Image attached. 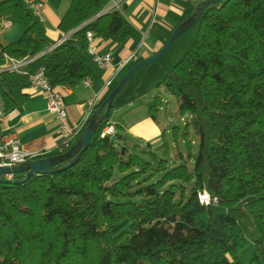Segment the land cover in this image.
<instances>
[{
	"label": "trees",
	"instance_id": "1",
	"mask_svg": "<svg viewBox=\"0 0 264 264\" xmlns=\"http://www.w3.org/2000/svg\"><path fill=\"white\" fill-rule=\"evenodd\" d=\"M110 1L69 0L57 23L69 34L49 49L54 41L27 4L0 0V18L24 26L0 43V66L33 58L25 73L0 72L1 112L28 99V76L39 68L54 88L90 76L87 31L117 43L131 36L122 8L91 19ZM193 27L191 46L160 81L189 115L185 126L198 142L192 167H169L148 144L143 159L117 131L100 138L113 105L71 165L0 183V264H243L239 251L252 234L248 264H264V0H223ZM162 145L168 151L163 136ZM202 190L217 203H199Z\"/></svg>",
	"mask_w": 264,
	"mask_h": 264
},
{
	"label": "crops",
	"instance_id": "2",
	"mask_svg": "<svg viewBox=\"0 0 264 264\" xmlns=\"http://www.w3.org/2000/svg\"><path fill=\"white\" fill-rule=\"evenodd\" d=\"M34 1L37 0H23L22 3L28 4ZM43 1V21L41 23L45 35L55 42L63 36L57 29V23L66 11L63 8L68 0ZM192 4L190 0H124L123 15L134 28L131 36L123 42L117 43L93 34L97 53L110 54L111 65L101 68L86 55L94 66L92 69L89 65L92 74L74 87H57L62 94L66 108V121L69 125L77 127L76 137L81 134L88 116L92 113L89 109V101L98 98L97 106L129 66L157 53L174 27L191 14ZM1 30L0 28V32ZM21 33L22 30L18 26L12 37H18ZM1 41L0 43L4 44L9 40L4 42L1 39ZM123 60L128 61L123 67L118 68V64ZM108 79L111 80V83L104 87L103 83ZM26 92L29 97L24 103L8 112L0 111L3 133L15 135L20 141L21 148L25 151H44L46 153L59 151L61 148L59 120L55 115L46 111L45 98L40 92L31 89H27ZM109 123L114 124L116 131L117 127L121 129L122 135L127 137V143H130L128 137L130 136L146 142L151 150L162 146V133L152 117L132 118L130 124L122 126L112 121Z\"/></svg>",
	"mask_w": 264,
	"mask_h": 264
},
{
	"label": "rangeland",
	"instance_id": "3",
	"mask_svg": "<svg viewBox=\"0 0 264 264\" xmlns=\"http://www.w3.org/2000/svg\"><path fill=\"white\" fill-rule=\"evenodd\" d=\"M19 1L23 2V0ZM68 4L69 0L63 10H66ZM18 26L23 31V23L19 20L12 19V27L1 30L0 41L1 39L4 42H7L6 40H9L8 42L10 40H16L20 35L18 37H12V34L16 32ZM195 35L196 27L188 28L173 41L161 58L134 72L126 87L115 97L113 102L114 108L109 116V121L122 126L124 124H130L132 118L142 119L145 116L151 117L154 114L168 151H165L163 145L152 151L158 158H166L169 167L184 163L190 169L193 159L197 154L198 142L192 129L185 126L189 115L187 113H179L175 98L160 84V81L166 75L173 73L174 65L191 46ZM88 62L93 69L94 66L91 61ZM156 96L159 97L160 101L156 109H152L151 105ZM129 102H131L130 105ZM117 132L123 134L119 127H117ZM128 137L130 139V143H128L130 149H132L133 145H136V149L133 152L137 153L143 159H148L145 153L149 149L147 143L130 136ZM185 139L191 143L189 149L190 158H187L188 149L185 144ZM179 155H182V158ZM252 237L253 234L246 237V245L239 251L238 256L243 264H248L251 258L253 250Z\"/></svg>",
	"mask_w": 264,
	"mask_h": 264
},
{
	"label": "built area",
	"instance_id": "4",
	"mask_svg": "<svg viewBox=\"0 0 264 264\" xmlns=\"http://www.w3.org/2000/svg\"><path fill=\"white\" fill-rule=\"evenodd\" d=\"M194 3L196 0H190ZM124 0H111L100 12H108L112 10H121ZM28 8L32 11L35 17L42 22L43 21V9L44 1L37 0L27 4ZM12 26L11 20L8 18L0 19V28L6 30ZM69 34V33H68ZM63 35L59 40L55 41L49 49L57 46L67 35ZM87 41V47L85 49L86 55L101 68H106L111 65V56L108 53H97L96 46L93 42V33L87 31L85 34ZM33 60V58H24L15 60L8 58L6 63L0 66V72L4 70H12L21 73H25L23 68L25 65ZM128 60H123L118 64V68L123 67ZM30 89L35 92H40L45 98V109L48 113L53 114L59 120V137L60 146L67 149L70 146L71 141L76 137L77 127L69 125L66 121L67 113L62 98V94L58 88H54L50 85L45 77L44 69L39 68L34 73L28 76ZM87 83V81H86ZM111 80L104 81V87L110 85ZM98 98L89 101L90 111L96 106ZM116 134L114 124L107 123L100 131L99 137L105 136L113 137ZM46 152L44 151H25L20 146L19 139L10 133H2L0 135V167H10L13 165L24 164L27 161L34 160L42 157ZM6 178H12V175H8ZM199 203L209 206L217 203V198L211 196L206 190H202L197 193Z\"/></svg>",
	"mask_w": 264,
	"mask_h": 264
},
{
	"label": "water",
	"instance_id": "5",
	"mask_svg": "<svg viewBox=\"0 0 264 264\" xmlns=\"http://www.w3.org/2000/svg\"><path fill=\"white\" fill-rule=\"evenodd\" d=\"M222 1L223 0H196L192 4L191 14L174 27L166 42L157 53L141 59L140 61L129 66L124 71V73L108 91L104 99L92 110L90 118L85 124L81 134L76 138L74 144L69 149H67L64 153L37 158L27 161L24 164L13 165L10 167H0V183H18L27 180L32 175L48 172L51 167L62 162H66V167L71 165L72 162L81 154V152L88 147L93 135L96 133L98 126L108 117L115 97L126 87L132 74L147 64L155 62L161 58L180 34L197 24L199 18L207 7L220 4ZM101 14H103V12H99L91 19ZM75 46L77 47V45ZM117 172L118 165L115 166L113 179L117 177ZM17 173H23L24 178H6L8 175H14Z\"/></svg>",
	"mask_w": 264,
	"mask_h": 264
}]
</instances>
